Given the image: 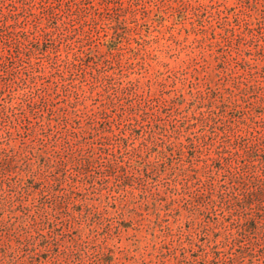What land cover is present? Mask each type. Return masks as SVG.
Wrapping results in <instances>:
<instances>
[{"label":"rangeland","instance_id":"1","mask_svg":"<svg viewBox=\"0 0 264 264\" xmlns=\"http://www.w3.org/2000/svg\"><path fill=\"white\" fill-rule=\"evenodd\" d=\"M0 264H264V0H0Z\"/></svg>","mask_w":264,"mask_h":264},{"label":"trees","instance_id":"2","mask_svg":"<svg viewBox=\"0 0 264 264\" xmlns=\"http://www.w3.org/2000/svg\"><path fill=\"white\" fill-rule=\"evenodd\" d=\"M250 225V224H249ZM255 225V222L254 221H252L251 222V227H253Z\"/></svg>","mask_w":264,"mask_h":264}]
</instances>
